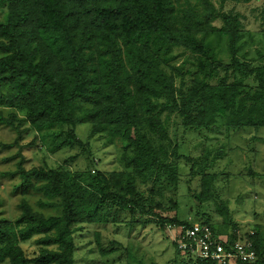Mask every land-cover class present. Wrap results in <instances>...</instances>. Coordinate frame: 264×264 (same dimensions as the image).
I'll return each mask as SVG.
<instances>
[{
  "label": "trees",
  "instance_id": "trees-1",
  "mask_svg": "<svg viewBox=\"0 0 264 264\" xmlns=\"http://www.w3.org/2000/svg\"><path fill=\"white\" fill-rule=\"evenodd\" d=\"M213 2L0 0L7 8L0 21V125L29 124L32 144L56 154L85 152L77 128L86 124L90 138L105 135L121 152L113 172L94 169L93 161L84 172L66 169L78 154L53 169L27 170L22 159L9 174L19 178L21 214L0 218V264H76L75 233L86 225L143 223L164 231L190 223L157 215L178 205L159 181L179 184L183 160L192 174L201 172L204 202L214 179L207 172L223 153L205 151L199 162L180 155L171 119L190 133L264 129V67L239 56L241 14ZM198 217L216 226L210 216ZM253 231L255 264H264V236ZM94 235L99 255L113 264L119 243L103 246L101 232ZM35 236L40 250L28 258L22 245Z\"/></svg>",
  "mask_w": 264,
  "mask_h": 264
},
{
  "label": "rangeland",
  "instance_id": "rangeland-1",
  "mask_svg": "<svg viewBox=\"0 0 264 264\" xmlns=\"http://www.w3.org/2000/svg\"><path fill=\"white\" fill-rule=\"evenodd\" d=\"M221 1L213 2L219 11H233L242 16L241 44H244L239 56L254 60L255 65L264 67V0H254L249 4L226 1L223 5ZM6 11L7 8L0 5V21L4 20ZM215 25L220 27L222 23L218 20ZM190 67V64L185 66L186 69ZM24 116V113H19L20 119ZM77 133L88 145L85 146V152L75 148L52 154L41 142L32 144L36 134L29 124H23L19 130L0 125V218L16 220L21 214L18 207L20 192L16 190L19 178L9 174L16 171L22 159L27 170L33 167L53 169L66 165L64 161L67 158L78 154L79 157L67 164L66 169L84 172L89 169L91 161L98 171L113 172L120 169L119 146L108 145L105 135L90 138V127L86 124L80 125ZM169 133L173 146H177L178 153L184 157L199 162L204 159L205 151H222L223 154L207 172L214 179L204 202L200 201L203 193L201 172L192 174L191 165L180 160L179 184L165 177L158 184L164 197L178 203L177 211L170 210L168 206L164 211H157V215L163 219L176 216L181 221L190 222L198 221V216L208 215L217 226L213 227L216 232L224 228L226 231L221 232L233 233L232 227L236 224L239 231L247 232L256 228L264 236V129L247 127L227 131L221 126L214 132L190 133L183 130L176 118H172ZM223 208L225 211H222ZM83 227V231L75 233L76 264L106 263L107 259L98 253L95 231L101 232L103 246L116 241L122 248L115 256L112 255L113 264L185 263V258L177 254L170 238L157 225L140 223ZM38 238L35 236L22 245L28 258L36 257L39 253Z\"/></svg>",
  "mask_w": 264,
  "mask_h": 264
},
{
  "label": "built area",
  "instance_id": "built-area-1",
  "mask_svg": "<svg viewBox=\"0 0 264 264\" xmlns=\"http://www.w3.org/2000/svg\"><path fill=\"white\" fill-rule=\"evenodd\" d=\"M164 232L185 258L184 264H255L258 259L253 230L221 235L207 224L192 221L166 225Z\"/></svg>",
  "mask_w": 264,
  "mask_h": 264
}]
</instances>
